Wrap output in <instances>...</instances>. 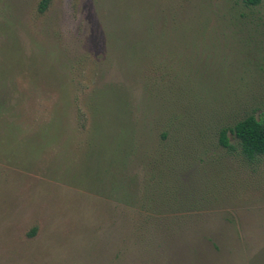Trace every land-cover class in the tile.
<instances>
[{
	"label": "rangeland",
	"instance_id": "1",
	"mask_svg": "<svg viewBox=\"0 0 264 264\" xmlns=\"http://www.w3.org/2000/svg\"><path fill=\"white\" fill-rule=\"evenodd\" d=\"M42 1L0 0V264H264V0Z\"/></svg>",
	"mask_w": 264,
	"mask_h": 264
},
{
	"label": "trees",
	"instance_id": "2",
	"mask_svg": "<svg viewBox=\"0 0 264 264\" xmlns=\"http://www.w3.org/2000/svg\"><path fill=\"white\" fill-rule=\"evenodd\" d=\"M263 0H244L249 6H256ZM50 0H43L40 5V11H45L49 6ZM240 142L242 151L250 158L264 155V116L258 118L255 115H248L238 121L232 129ZM224 147H231L227 136V129H223L220 138Z\"/></svg>",
	"mask_w": 264,
	"mask_h": 264
}]
</instances>
